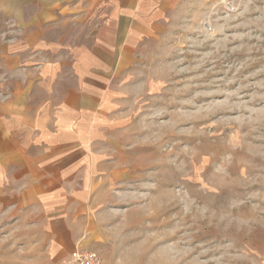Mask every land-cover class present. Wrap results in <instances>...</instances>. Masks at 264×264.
<instances>
[{
  "label": "rangeland",
  "instance_id": "obj_1",
  "mask_svg": "<svg viewBox=\"0 0 264 264\" xmlns=\"http://www.w3.org/2000/svg\"><path fill=\"white\" fill-rule=\"evenodd\" d=\"M168 13L100 127L123 213L111 264H264V0ZM40 262L27 227L0 219V264Z\"/></svg>",
  "mask_w": 264,
  "mask_h": 264
},
{
  "label": "crops",
  "instance_id": "obj_2",
  "mask_svg": "<svg viewBox=\"0 0 264 264\" xmlns=\"http://www.w3.org/2000/svg\"><path fill=\"white\" fill-rule=\"evenodd\" d=\"M179 1L0 0V219L27 227L40 264L78 251L111 264L123 213L107 200L100 127Z\"/></svg>",
  "mask_w": 264,
  "mask_h": 264
},
{
  "label": "built area",
  "instance_id": "obj_3",
  "mask_svg": "<svg viewBox=\"0 0 264 264\" xmlns=\"http://www.w3.org/2000/svg\"><path fill=\"white\" fill-rule=\"evenodd\" d=\"M60 264H104L102 259L92 252H75L65 262Z\"/></svg>",
  "mask_w": 264,
  "mask_h": 264
}]
</instances>
